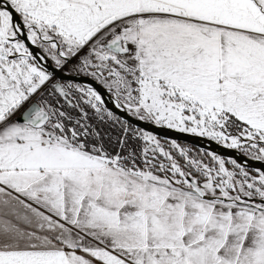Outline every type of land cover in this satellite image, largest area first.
<instances>
[{
    "label": "snow or ice",
    "instance_id": "obj_1",
    "mask_svg": "<svg viewBox=\"0 0 264 264\" xmlns=\"http://www.w3.org/2000/svg\"><path fill=\"white\" fill-rule=\"evenodd\" d=\"M0 264H264V0H0Z\"/></svg>",
    "mask_w": 264,
    "mask_h": 264
},
{
    "label": "water",
    "instance_id": "obj_2",
    "mask_svg": "<svg viewBox=\"0 0 264 264\" xmlns=\"http://www.w3.org/2000/svg\"><path fill=\"white\" fill-rule=\"evenodd\" d=\"M160 135H161V138H163V139L166 138V137H171V138L176 139L179 142H184V143L193 145V146H195L197 148H206V149H210V150L216 151L217 153H219L222 156H226V157L227 156H232L233 158H236V159L241 160L244 163L248 164V166L251 167V168L262 167L257 162H249V161H246V160H244L243 157L239 156L237 153H235V152H228L227 150H224L222 148H219V147L215 146L214 144H210V143H208L206 141H202L201 140L199 142H194V138L184 137L181 134L172 133V132H167L166 134L165 133H161Z\"/></svg>",
    "mask_w": 264,
    "mask_h": 264
},
{
    "label": "rangeland",
    "instance_id": "obj_3",
    "mask_svg": "<svg viewBox=\"0 0 264 264\" xmlns=\"http://www.w3.org/2000/svg\"><path fill=\"white\" fill-rule=\"evenodd\" d=\"M163 139V138H162ZM178 142V141H177ZM181 144H184L185 146H187V147H189V148H193V149H197L196 147H193V146H191L190 144H187V143H181Z\"/></svg>",
    "mask_w": 264,
    "mask_h": 264
},
{
    "label": "trees",
    "instance_id": "obj_4",
    "mask_svg": "<svg viewBox=\"0 0 264 264\" xmlns=\"http://www.w3.org/2000/svg\"><path fill=\"white\" fill-rule=\"evenodd\" d=\"M179 142V141H178ZM179 143H182V142H179ZM184 143V142H183ZM191 146H193V145H191ZM193 147H195V146H193ZM197 148V147H196ZM198 149V148H197Z\"/></svg>",
    "mask_w": 264,
    "mask_h": 264
}]
</instances>
